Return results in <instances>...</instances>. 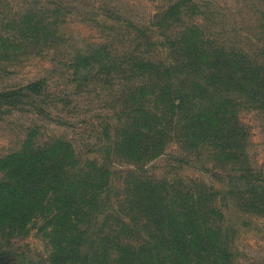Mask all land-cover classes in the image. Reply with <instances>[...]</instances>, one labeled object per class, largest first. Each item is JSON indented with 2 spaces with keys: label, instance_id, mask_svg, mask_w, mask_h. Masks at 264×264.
Returning <instances> with one entry per match:
<instances>
[{
  "label": "rangeland",
  "instance_id": "obj_1",
  "mask_svg": "<svg viewBox=\"0 0 264 264\" xmlns=\"http://www.w3.org/2000/svg\"><path fill=\"white\" fill-rule=\"evenodd\" d=\"M30 165L71 198L0 222V264L161 255L186 215L193 264H264V0H0V182Z\"/></svg>",
  "mask_w": 264,
  "mask_h": 264
},
{
  "label": "trees",
  "instance_id": "obj_2",
  "mask_svg": "<svg viewBox=\"0 0 264 264\" xmlns=\"http://www.w3.org/2000/svg\"><path fill=\"white\" fill-rule=\"evenodd\" d=\"M220 64V65H219ZM230 59H224L216 61V66L220 68H227L231 66ZM213 73L209 72L207 75L209 76ZM173 106L177 105L175 101L172 102ZM224 112L226 114H230L226 107L222 106ZM194 117L197 122H195L188 130L187 133H192L195 136H202L203 134L208 133L209 130H212L213 125L216 121L214 117H205L203 113L200 115L191 114V120ZM230 115H227L226 119H229ZM230 121L226 120L225 123ZM198 123V125H196ZM233 131V130H232ZM231 131V132H232ZM232 135V134H231ZM38 168L33 165L28 171L27 175L24 177L22 181L17 182L16 184H12L10 182H0V222H4L7 220H11L12 222H16L18 224L24 225L28 221V216L33 212H40L48 210V205H53L55 201H60L59 205L56 207L55 214H52V217H58L60 210H63V206L65 202L70 199L71 196L66 193V190H60L58 194L56 187L48 188L49 193L47 194L48 199L44 203L42 200H38L35 194L39 191H44V188L37 189L36 185L34 186L32 183H27V180L35 175V171ZM103 177L99 176L94 179L93 182L96 183L95 191L90 193V196H95L98 193L97 188H99L102 183ZM94 185L90 182V185ZM60 185V182L57 181L56 186ZM73 188L72 186H66ZM46 195V192L45 194ZM51 210V209H50ZM16 213L17 216L10 219L8 216L10 213ZM194 222L192 221L191 215L184 216V220L180 223L181 231L176 233H170L168 238H164V235H160V240H165L166 245L163 253H155V255L151 250L149 251V255H144L139 257L136 250H131L129 246L126 248L123 247L120 250L118 259L120 260L119 264H165L167 261L170 264H193L198 257V253L200 250L204 249V246L210 244L208 239V229H203L201 226L198 227L196 217L194 216ZM115 232V230H113ZM107 237V236H105ZM161 242L155 244L158 245ZM151 254V255H150ZM140 258V259H138ZM137 260H139L137 262ZM118 264V263H117Z\"/></svg>",
  "mask_w": 264,
  "mask_h": 264
}]
</instances>
